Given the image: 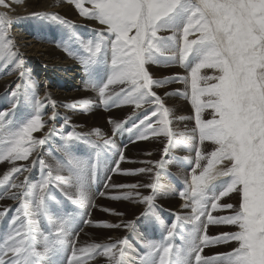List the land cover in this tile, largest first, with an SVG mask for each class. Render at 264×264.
<instances>
[{"label":"snow or ice","instance_id":"6c2138e0","mask_svg":"<svg viewBox=\"0 0 264 264\" xmlns=\"http://www.w3.org/2000/svg\"><path fill=\"white\" fill-rule=\"evenodd\" d=\"M68 3L82 17L96 20L103 26L92 30V39L80 40L72 34V39L82 45L87 55L77 56L67 44L62 45L82 65L88 77L86 88L98 91L100 103L105 108L132 105L133 112L124 121L109 118V123L113 124L111 135L100 129L87 134L75 130L65 134L63 129L71 126L70 118H66L60 128L53 124L37 138L33 133L44 129L48 121H55L56 101L47 92L40 98L35 91L36 82L27 90L20 83L14 88L9 86L11 107L0 109V136L4 137L0 141V162L27 161L36 153L31 165L38 163L42 171L47 169V172L36 183L29 182L27 176L17 183L15 178L28 170L20 165L11 167L0 178L5 194L19 201L7 232L0 237V264H59V253L66 249L71 251L65 258L67 264H87L98 256L107 257L109 264H128V237L107 244L78 247L72 240L79 235L75 217L65 206L66 203L73 205L88 214L86 209L91 206L88 190L102 156L117 150L120 160L124 159L123 150L117 149L114 139L124 131L133 134L136 140L163 136L168 141L163 146L160 160L144 161L145 168L125 173L151 174L155 167L158 171L153 175L152 183L113 185L152 190L149 196L140 199L148 206L140 217H151L162 226L165 235L160 243L148 246L149 250L141 257L143 264H264V0H68ZM0 6L10 9L12 5L9 0H0ZM29 15L68 29L74 27L56 12L34 11ZM12 23L8 13H0V56L13 62L23 79L24 60L12 59L19 54L11 51L12 41L8 39V28ZM133 31L135 34L130 35ZM161 31L171 35H159ZM196 33L199 35L190 38ZM170 50L167 59L178 60L181 66L189 69V75L154 79L146 65L158 63V57L165 56ZM202 68H218L220 75L200 76ZM189 76L196 126L190 138L186 139L185 134L180 133L179 139L174 140L169 119L171 110L154 88L173 81L187 84ZM212 79L216 82L207 83ZM201 80L206 82L204 87L200 86ZM112 86H119V91L113 90ZM171 95L187 97L188 92L177 89L173 93H164V97ZM205 95L209 99L201 100ZM45 101L53 109L47 120L42 119L41 112ZM22 106L28 111L17 119L16 114ZM66 107L76 109L77 104ZM205 107L213 110L211 119H201ZM129 123L131 127L127 126ZM197 132L199 142L195 143ZM54 136L61 139L58 151L69 163L76 156L74 145L81 141L90 145L95 156L76 161L73 190L65 188L57 179L56 186L64 200H56V206L51 207L52 169H60L63 165L60 161L49 165L39 149ZM93 136L96 139L93 140ZM205 141H211L216 147L211 152L202 151L201 145ZM187 142H192L191 150L195 152L194 159H189L194 166L190 179L185 177L186 187L179 195L186 201L182 207L192 211L190 215H178L170 224H164L155 203L157 196L163 194V186L158 182L159 170L165 168L168 162L165 157L177 144ZM225 161L227 164L222 169L216 168ZM220 177L226 179L220 180ZM9 188L17 191L9 192ZM232 193L240 196L238 208L222 202ZM134 196L140 197V193L126 192L112 198L133 199ZM218 208L231 209L232 214L214 216L212 211ZM10 211L9 208L0 211V219ZM33 215L37 219H30ZM41 217L48 219L54 232L49 230L44 234L41 231ZM81 222L92 224L91 220ZM134 224L129 221L104 226H123L132 230ZM185 224L190 226L186 235L183 234ZM220 224L237 225L239 231L221 232L215 236L208 234L209 225ZM177 235L182 244L174 247L173 240ZM232 241L238 246L231 251L201 255L205 248Z\"/></svg>","mask_w":264,"mask_h":264},{"label":"bare ground","instance_id":"6f19581e","mask_svg":"<svg viewBox=\"0 0 264 264\" xmlns=\"http://www.w3.org/2000/svg\"><path fill=\"white\" fill-rule=\"evenodd\" d=\"M9 3L12 5L11 8L8 9L0 6V13H5V12L8 13L9 17H11L13 20V23L8 28V32L10 33L8 39L12 41V45L10 46L11 51L18 53L19 55L13 57L12 59L18 61L20 58H22L24 60L23 70L25 72V75L23 79H20V72L15 69L14 63L11 62L10 60L4 59L3 56H0V109H7L11 107V104L9 102L10 98L8 96L10 85L14 88L15 84L20 83L24 85L25 89L27 90L29 89V87L32 85L33 82H36L37 87L35 91L40 98H43L45 96V93L47 92L51 94V99L56 101V108H55L56 119L55 121H48L44 129L33 133L34 137L37 138L41 137L43 133L47 131V128L53 126V124L57 128H60V126L63 125V122L66 118H70L71 127H66L63 129L65 134L67 133V131H72L78 128L79 130H81V132L85 134L92 132L93 129H100L102 133L111 135L113 124L111 123L107 124L103 120V122H101L103 126H99L97 120L91 122V118L87 117V115H84V113L82 114L80 112L81 109H86L87 113H91V115L94 116L98 114H104L103 113L104 111L102 112L97 107L98 105V102L96 100L97 95L95 96L92 93L94 92V90L90 88H86L85 86V81L83 80L85 72L83 71L82 65L77 59L73 58V55H69L68 52L65 51L62 46L63 44H67L68 47L71 49L72 53L77 56L87 55L85 52H82L83 51L82 45L79 44L76 40L72 39L73 28L68 29L66 26L60 25L53 21L38 20L30 17L29 14L34 11H47V12L59 13L62 17H65L68 21L72 22L74 27L75 26L77 27L76 30L78 29L79 32L78 34H76V37H78L80 40H88L93 38V35L89 33V30H87L88 27H91L93 29H99L103 26L100 25L96 20L87 19L79 15L75 7L72 4L68 3V0H22V2H13V0H9ZM86 6L91 7V5H86ZM86 26H88L87 29ZM134 34H135L134 31L130 33V35H134ZM159 35L167 36V35H171V33L168 31H161ZM196 35H199V33L194 34L190 38H195ZM55 42H57L58 45ZM167 56L168 55L166 53L165 56L158 57V61H159L158 63L155 64L149 63L146 65V68L152 74L154 79L165 78L168 73H172V74L175 73L176 69L181 72L185 69L183 66H181L180 63L179 65L176 64L175 66L176 69L170 66L169 67L165 66L166 68H162L160 65V61H167V62L172 61V60H168ZM110 59L111 58L109 55L108 65H110ZM167 65H169V63H167ZM187 75H189V73ZM199 75L216 77L220 75V71L218 68H202L200 70ZM180 76L183 75L180 74ZM215 82L216 81L214 79L207 81V83H215ZM205 83L206 82L204 80H201L200 86L204 87ZM169 86H172L173 88ZM112 89L115 91H119V86H112ZM171 89H173V91L177 89L181 90V92L187 91L188 96L185 97L183 95L181 96L171 95L164 97L165 92L173 93L169 91ZM154 90L157 91L158 94L164 98L165 106L171 110L169 119L171 120L170 128L174 133L173 139L178 140L180 133H184L186 139L190 138L193 135L192 129L196 126L194 119L195 109L190 100L191 99L190 78L187 84L182 81H173L169 85H164L163 87H155ZM180 98L183 100H180ZM207 99H209L207 95L201 97V100H207ZM73 103L77 104L76 109L66 107V105H71ZM27 111L28 109L22 106L16 114L17 119L25 115ZM139 111L140 110H137V112ZM41 112L43 113L42 119L47 120V118L51 116L53 113L51 104L45 101L44 106L41 108ZM132 112H133L132 105H124L121 107H116L110 111L112 116L113 115L114 116L119 115L121 117L124 116L123 121L128 116H130ZM212 115H213V110L211 108L205 107L201 112V119L202 120L211 119ZM113 120L115 119L113 118ZM126 134H130V133L129 132L125 134L120 133L119 135H117L119 141L118 143H116V145L120 149H122L124 143L128 141L127 145L124 148L125 153L123 152L125 154L124 159L120 163L126 162V159L129 154L144 150H148V151L144 152L143 157L139 159H135L133 161L132 163L134 168L133 170L145 168L146 164L143 163L144 161L154 162L161 159V155L163 153V146L165 143L168 142L167 138L160 136L162 139L149 138L146 140H136L135 136L133 135V137L131 136L132 140H130L129 136H125ZM3 139L4 137L0 136V141H2ZM135 140L137 141L136 143L132 142ZM194 142L195 143L199 142L198 132L195 134ZM208 143L212 144V148L216 147V145H214L211 141H205L204 144L201 145L202 151L206 150ZM61 144H62L61 139L58 136H54L45 145L41 146L39 151L43 154L42 158L49 165H54L56 161H61L64 163L60 169H56L55 167L52 169V175L54 178L52 180V183L57 185V179H59L65 187L73 188L74 174L76 170V161L80 159H87L88 156L90 155L95 156V153L93 152L90 145L82 144L79 142L78 144L74 145V150L76 153L75 159H73L72 162L69 163L68 159H65L63 154L58 151ZM191 146H192V142L178 143L175 149L172 151L173 153L178 154L186 150V148L188 147L191 148ZM160 147L161 150L159 151ZM171 154L172 153H170L169 156L165 157L168 161L165 168L163 170H159L160 175L158 178V182L163 186V194L157 196L155 201L156 205L159 207V215L162 216L164 219L167 214H171L172 216H175L178 212L177 208H180L182 206L181 201L176 199V196L175 197L172 196L171 189L167 188L166 187L167 184L163 182L164 175H166L168 179L172 178L170 180L174 184L182 183L186 187L184 183V179L185 177H188L190 179L191 171L189 170V168H191L192 166V165H187V167H184L185 165L182 166L183 165L182 163H179L177 166H175L174 161L178 160L179 158H175V159L170 158ZM191 154L186 156H188L189 158L192 157L194 158L195 152L192 151ZM35 158H36V153H33L32 157H30L29 160L27 161H16L14 163L7 161L0 162V178H3V174L6 171H8L11 167L24 165L25 167L28 168V170L19 174V176L15 178V182L18 183L22 181L25 176L29 178V182H31L32 179L34 180L32 183L38 182L42 174H46L47 169H44L42 171L38 163L35 166H32L31 161ZM103 160L106 161V158L101 159L100 162L101 165L98 166V169L101 167L103 176L106 177L107 175V177L105 178L107 182L109 180L108 173L110 172V168L107 167V162L104 163ZM118 161L119 159L117 160V162ZM205 162L206 161H202L201 163H205ZM226 164L227 161H225L222 164L216 165L217 166L216 168L222 169ZM63 167L66 169L67 172L64 171ZM117 168L118 167H116L115 169L116 172L114 171L115 173H117L115 175L116 176L115 178H119V177L125 178L126 177L125 173L118 177L119 170H117ZM68 170L71 172H69ZM157 171L158 170L155 167H153V172L151 174L137 173L135 175H130V178L128 180L123 181L124 183H121L119 185H125V186L134 185V184L146 185L152 183L153 182L152 177L153 175H155ZM173 175L176 176L178 179L176 177H172ZM96 176L94 177L95 180H92L93 182L92 191L94 193L88 190V195L90 197V200H92L94 197L98 198L100 195L95 193V189L98 190L99 189L98 187H100L101 185L100 182L97 184ZM115 178L113 175L111 177L112 180L111 179L109 180L107 188L103 192L104 195L106 194L105 192L108 191V188L110 189L109 184ZM174 179H176V181ZM219 179L223 180L226 178L220 177ZM173 186L174 185H171V187ZM110 190H111L110 193L114 194V196H120L126 192L127 193L139 192L140 197L134 196L133 199H127L125 201H122L121 204L116 203L117 204L116 207L110 209L111 211H105V209L108 208H104L102 206L98 208V205L102 203L101 199L104 196L102 195L96 202V206L91 204V206L86 209L88 214L85 217L83 216L85 210L80 209L79 221L76 222L77 225L76 231L80 227L81 229H79L80 232L79 230L77 231L79 235L74 236L72 240L76 242L77 246L79 247L88 244H107L110 241L115 242L124 237H128V240L130 241V245L127 253V257L129 261L128 263L140 264V259L142 257L141 253H139L134 246L133 236L130 239L133 229L129 230L123 226L108 227L104 225H116V224H121V222H129V221L135 222V217L138 214L143 213V210L146 207H148L145 203L140 202V199L142 197L149 196L152 190L147 187H137L136 189H132L130 187H123V188L112 187ZM8 191L12 192L17 190L9 188ZM56 191L58 192L61 190L56 186ZM57 192L53 194L51 188V195L49 200V204L51 207L56 206L55 200L57 197ZM61 195L62 196L60 200H63L64 197L63 193ZM25 199L28 198L26 197ZM18 203H19L18 200L12 199L5 194L4 186H0V211H3L5 208L11 209V211L6 215L11 218L12 215L16 214L15 208L18 206ZM219 209L220 208H218L217 211H219ZM223 210L224 209H221V211ZM229 211L232 210L229 209ZM115 213H123V215H116ZM183 213L185 215H180V214L178 215L187 216L191 214V213L187 214V212L185 213L184 211ZM4 218L0 219V224L3 222ZM42 218L43 217L39 218L40 221L42 220ZM139 218L142 217H140L139 215ZM30 219H37V217L33 215L30 217ZM52 219L55 220V217H52ZM82 220H91L92 224L82 223L81 222ZM148 220L150 223L151 217H148ZM186 228L190 229V226L185 224L183 226V229L185 230ZM49 230L53 232L55 231L53 225H51L48 219H46V225L42 224L41 231L44 234H47ZM135 231L136 228H134V232ZM161 232L162 230L159 229V233ZM152 233L155 234L157 237V230L154 227H152ZM136 242L141 245V243L142 244L144 243V240H141V243L138 240H136ZM204 251L201 253L202 256ZM70 255H71V251H69V256ZM87 264H109V262L107 257L98 256L95 259H90L87 262Z\"/></svg>","mask_w":264,"mask_h":264},{"label":"rangeland","instance_id":"374dc122","mask_svg":"<svg viewBox=\"0 0 264 264\" xmlns=\"http://www.w3.org/2000/svg\"><path fill=\"white\" fill-rule=\"evenodd\" d=\"M91 26H94V25H91ZM87 27L88 26H86V29H87ZM76 26L75 27H73V29H72V33H75V35L76 34H78V29L76 30ZM92 29L93 28H91V27H88V29L87 30H89V33H91L93 36H94V33H93V31H92ZM74 31V32H73ZM55 41V40H54ZM56 44H57V42H55ZM58 45V44H57ZM172 50H170V51H168L167 52V55H170ZM82 52H84V50L82 51ZM165 63V64H164ZM167 63H169V65H167ZM153 64H155V63H153ZM176 64L177 65H179V61L178 60H172V61H170V62H167V61H160V65H161V67L162 68H166V67H172V68H175L176 69ZM166 66V67H165ZM185 68V67H184ZM186 73V74H185ZM189 73V71H188V69H184L182 72L181 71H178L177 69H176V72L175 73H168L167 75H166V77H172V76H174V75H177V74H181V75H183V76H188L187 74ZM189 78H190V76H189ZM88 79V77H87V75L86 74H84V78H83V80L84 81H86ZM104 79H106V75H105V77H104ZM157 79H162V78H157ZM170 83H165L164 85H169ZM163 85V86H164ZM169 87H171V88H173L172 86H169ZM170 92H175V91H173V89H171V90H169ZM181 91V90H180ZM92 92V91H91ZM95 96L97 95V102H98V105H97V107L99 108V110H101L104 114H98V115H96V116H94V115H91V113H87V110L86 109H81L80 110V112L83 114L84 113V115H87V117H89V118H91V122H94V120H97V123L99 124V126H103L102 125V123L101 122H103V120H104V122L105 123H107V124H110L109 123V118L111 117V119L113 120V118L116 120V121H123V118H124V116L123 117H121V116H119V115H116V116H112V114L110 113V111L111 110H113L114 108H116V107H109L108 109H106L101 103H100V97H99V95H98V91L96 90H94V92H92ZM97 93V94H96ZM177 98H179V97H177ZM180 100H183V99H181L180 98ZM186 100H188V99H186ZM186 100H184V101H186ZM191 100V99H190ZM89 106V105H88ZM101 107H102V109H101ZM106 110V111H105ZM96 114V113H95ZM104 115V116H103ZM104 117V118H103ZM137 123H138V121H137ZM128 127H131V123H129L128 125H127ZM71 127V126H70ZM76 132H80V133H83V132H81V130H79L78 128H76V129H74ZM122 133H127V132H122ZM125 136H129V139L130 140H132L131 139V136L133 137V134H126ZM159 139H162L161 137H158ZM92 139L94 140V139H96V137H92ZM114 139H115V141H116V143H118V141H119V138L117 137V136H115L114 137ZM123 139V138H122ZM125 142V141H124ZM133 142V141H132ZM137 141L135 140V142L134 143H136ZM80 143H82V144H87V142H85V141H81ZM127 143H128V141L127 142H125L124 143V146H123V152L125 153V150H124V148H125V146L127 145ZM162 144H163V142H162ZM88 145V144H87ZM161 147H162V145H161ZM161 147H160V149H159V151L161 150ZM215 148V147H214ZM214 148H212V144H207V147H206V151H208V152H211ZM75 149H77V148H75ZM117 149H120L119 147H117ZM146 151H148V150H144V151H139V152H135V153H132V154H129L128 155V157H127V159H126V162H123V163H120L122 160H120V157L119 156H117V155H119L118 154V151L117 150H112V151H110V152H108L107 154H105V155H103L102 156V158H106V161L105 160H103V162L104 163H106L107 162V167L108 168H110V172L108 173V176L110 177V179H111V177L114 175V178L116 177L115 175L117 174V173H115L116 172V167H118L117 168V170H119V172H118V177L119 176H121V175H123L124 173H126V172H130V171H133V161L135 160V159H139V158H142L143 157V155H144V152H146ZM172 154H171V157L170 158H173V159H175V158H179L178 160H176V161H174V165L175 166H177L179 163H182L183 165L182 166H184V167H187V165H192V164H190L189 163V159H192V158H189L188 156H186V155H190L191 153H192V150H191V148L190 147H188V148H186V150H184V151H182V152H180V153H173V151L171 152ZM181 155V156H180ZM191 155H193V154H191ZM90 156H93V155H90ZM90 156H88V157H90ZM108 156V157H107ZM124 156H125V154H124ZM94 157V156H93ZM185 157V158H184ZM119 159V161H118V164L116 163L117 162V160ZM194 159V158H193ZM169 161H171V160H169ZM61 162V161H60ZM62 163V165L64 164L63 162H61ZM120 163V164H119ZM206 163V162H205ZM99 165H101V164H99ZM194 165H192L191 166V168L193 167ZM217 167V166H216ZM64 168V167H63ZM191 168H189V170L191 171ZM217 169H219V168H217ZM64 171H66V169L64 168ZM69 171V170H68ZM115 171V172H114ZM67 172V171H66ZM69 172H71V171H69ZM68 172V173H69ZM96 174H97V176H96ZM96 174H95V176L97 177V184L99 183V180L98 179H100V187H98L99 189L98 190H96L95 189V193L96 194H100L99 195V197L98 198H93L92 200H90V204H93V205H95L96 206V202L98 201V199L102 196L101 195V192L103 193L105 190H106V188H107V185H108V183H109V180L106 182V180H105V178L107 177V175H106V177H104L103 176V173H102V170H101V167L98 169V171L96 172ZM73 175V174H72ZM172 177H176V176H172ZM130 178V175L129 174H126V177L125 178H122V177H119V178H115L109 185H110V189L113 187V185H119V184H121V183H124L123 181H125V180H128ZM177 178V177H176ZM170 179H172V178H170ZM170 179H168L167 177H166V175H164V178H163V182H165V184H167V188H170L171 189V191H172V196L173 197H175L176 196V199H178L179 201H181V205H184L185 204V200H181L182 198H181V196L179 195V192L180 191H182L184 188H185V186L181 183V184H174ZM178 179V178H177ZM112 180V179H111ZM175 181H176V179H174ZM34 180L32 179V181H31V183L33 182ZM92 183L93 182H91V184H90V187H89V191L90 192H93L92 190H93V185H92ZM171 185H174L173 187H171ZM180 185V186H179ZM65 187V186H64ZM51 188H52V192H53V194L55 193V192H57L56 191V184H53L52 183V185H51ZM65 188H67L68 190L70 189V191L71 190H73V188H68V187H65ZM109 188H108V191H106L105 193V195L103 196V198L101 199V204H99L98 205V208H100L101 206L102 207H104V208H108V209H112L113 207H116V205L117 204H121L122 203V201H125V200H127V199H121V200H118V199H115V200H113L112 199V197H115L114 196V194H111L110 193V190ZM101 191V192H100ZM94 193V192H93ZM234 197V198H233ZM169 198V197H168ZM56 200H60V198H59V191L57 192V197H56ZM55 200V201H56ZM120 201V202H119ZM112 202H113V204H112ZM119 202V203H118ZM184 202V203H183ZM222 202L223 203H228V204H232V205H234V207L235 208H238V206H239V202H240V196H239V194H237V193H232V194H230V196H228V197H224L223 199H222ZM117 203V204H116ZM156 203V202H155ZM110 207V208H109ZM147 208V207H146ZM146 208L143 210V212L146 210ZM178 210V212H177V214L175 215V216H172L171 214H167L166 216H165V219L162 217V216H160V219L164 222V224H170L171 222H172V220L176 217V216H178V214H180V215H185L184 213H183V211L186 213L187 212V214L188 213H191V211H192V209L191 208H184V207H180V208H177ZM215 211V212H214ZM212 214L214 215V216H226V215H231L232 214V211H229V209H224L223 211H221V209H219V211H217V209L216 210H213L212 211ZM139 215L140 214H138L136 217H135V224H134V228H136V231L134 232V228H133V232L131 233V237H130V239L132 238V236H133V238H134V246H135V248H136V250L139 252V253H141V256L143 257L144 256V254L149 250V245H151V244H158V243H160L161 241H162V239H163V237H164V235H165V233H164V231H163V228H162V226L159 224V223H157V222H155L152 218H151V220H150V223H149V220H148V217H142V218H139ZM83 216L85 217L86 215H85V213H83ZM169 217H171V220H169ZM139 218V219H138ZM46 219L47 218H42V220L40 221V226H42V224H44V225H46ZM52 225V224H51ZM83 226V225H82ZM152 227H154L156 230H157V237H156V235L155 234H153L152 233ZM79 229H81V227L79 228ZM78 229V230H79ZM159 229H161L162 230V232L161 233H159ZM77 230V231H78ZM187 230H189L188 228H186L185 230H184V233L183 234H186L187 233ZM76 231V232H77ZM235 231H239L238 230V226L237 225H224V224H220V225H209L208 226V234L209 235H211V236H215V235H218V234H220L221 232H235ZM79 232H80V230H79ZM133 234V235H132ZM137 238V239H136ZM148 239V240H147ZM136 240H138L140 243H141V240H144V243L142 244L141 243V245L140 244H138L137 242H136ZM150 243V244H149ZM173 244H174V247L175 246H179V245H181L182 244V240H181V238H180V236L179 235H177L176 237H175V239L173 240ZM129 245H130V241H129ZM238 245H237V243L235 242V241H232V242H229L228 244H221V245H216V246H214V247H208V248H206L205 249V251H204V253H203V256H213L215 253H217V252H228V251H231L233 248H235V247H237ZM127 253H128V251H127ZM129 262V261H128ZM128 264H131V263H128ZM140 264H143V261L140 259Z\"/></svg>","mask_w":264,"mask_h":264}]
</instances>
